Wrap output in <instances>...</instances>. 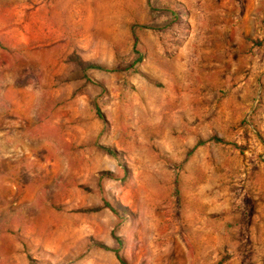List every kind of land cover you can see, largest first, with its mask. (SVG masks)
Instances as JSON below:
<instances>
[{
	"label": "rangeland",
	"instance_id": "374dc122",
	"mask_svg": "<svg viewBox=\"0 0 264 264\" xmlns=\"http://www.w3.org/2000/svg\"><path fill=\"white\" fill-rule=\"evenodd\" d=\"M114 237L264 264V0H0V264H119Z\"/></svg>",
	"mask_w": 264,
	"mask_h": 264
},
{
	"label": "trees",
	"instance_id": "16d2710c",
	"mask_svg": "<svg viewBox=\"0 0 264 264\" xmlns=\"http://www.w3.org/2000/svg\"><path fill=\"white\" fill-rule=\"evenodd\" d=\"M131 34H132V38H133V49L135 50V48L138 46V38H137V36L135 34L134 27L131 28ZM136 53H138V52H136ZM69 60H70V62H72L73 64H75L78 68H80L83 73H86L89 70L106 72V73L114 72V69H112V68H109V67H106V66H103V65H100V64H96V63H92L91 64V63H88V62H83V61H81L80 59H78L75 56L74 57L70 56L69 57ZM140 61H141V56L139 55L137 57V59L134 61L133 65H136V64L140 63ZM95 109H96V113H97L98 117L101 118L102 115H101L98 107L96 106ZM210 141L213 142V143H215V144H229L228 142H226L225 140H223L222 138H220V137H218L216 135L211 136L210 137ZM202 144H203V142H198L195 146H193L189 150V152L187 153L186 158L189 157ZM231 145L234 146V147L237 146L235 144H231ZM106 151L110 155H115L114 151H111L109 149L106 150ZM104 207L107 208L108 210H110L111 212H113L114 214H117L116 210L113 207H111L110 204L104 203ZM114 240L117 243V245L119 246V248L113 249V250L108 249V250H111L113 252V254H114L116 260L119 262V264H128L127 261L120 254V247L122 246L121 239H119L118 237H114ZM98 246H101L102 248L107 249L103 245H99L98 244Z\"/></svg>",
	"mask_w": 264,
	"mask_h": 264
}]
</instances>
